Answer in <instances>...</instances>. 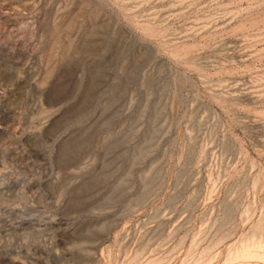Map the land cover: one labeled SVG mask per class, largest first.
Instances as JSON below:
<instances>
[{"label": "rangeland", "instance_id": "1", "mask_svg": "<svg viewBox=\"0 0 264 264\" xmlns=\"http://www.w3.org/2000/svg\"><path fill=\"white\" fill-rule=\"evenodd\" d=\"M0 264H264V0H0Z\"/></svg>", "mask_w": 264, "mask_h": 264}]
</instances>
